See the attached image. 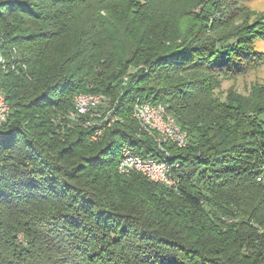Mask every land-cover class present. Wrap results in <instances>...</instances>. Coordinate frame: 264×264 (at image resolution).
<instances>
[{
	"label": "trees",
	"instance_id": "obj_1",
	"mask_svg": "<svg viewBox=\"0 0 264 264\" xmlns=\"http://www.w3.org/2000/svg\"><path fill=\"white\" fill-rule=\"evenodd\" d=\"M250 1L0 0V264H264V84L219 95L264 63ZM80 93L118 117L98 141ZM138 101L188 134L176 187L118 170L126 146L164 158Z\"/></svg>",
	"mask_w": 264,
	"mask_h": 264
},
{
	"label": "built area",
	"instance_id": "obj_2",
	"mask_svg": "<svg viewBox=\"0 0 264 264\" xmlns=\"http://www.w3.org/2000/svg\"><path fill=\"white\" fill-rule=\"evenodd\" d=\"M6 64L4 44L0 38V66L2 69L6 70ZM107 104V97L103 94L80 93L75 96L74 111L69 114L68 118L75 124L94 129L90 139L98 141L103 136L105 128L118 119L113 115V109H107ZM11 112V105L0 86V126L8 123ZM87 116L90 118L85 120ZM133 117L142 132L149 135L158 145V149L164 153V158H144L131 147L126 146L121 151L118 164L119 172L123 175L137 172L153 183L176 187L173 170L178 165L171 166L167 163L166 159L170 157V152L166 149V145L174 144L180 148L186 147L189 142L188 134L163 104L138 101L134 106Z\"/></svg>",
	"mask_w": 264,
	"mask_h": 264
},
{
	"label": "rangeland",
	"instance_id": "obj_3",
	"mask_svg": "<svg viewBox=\"0 0 264 264\" xmlns=\"http://www.w3.org/2000/svg\"><path fill=\"white\" fill-rule=\"evenodd\" d=\"M247 8L249 10L248 18L255 19L260 13H264V0H252L247 3ZM257 45L264 52V41L259 42ZM256 84H264V63L242 77L224 82L219 95L223 99H226V96L231 92L245 96ZM109 107L108 102L107 109Z\"/></svg>",
	"mask_w": 264,
	"mask_h": 264
}]
</instances>
